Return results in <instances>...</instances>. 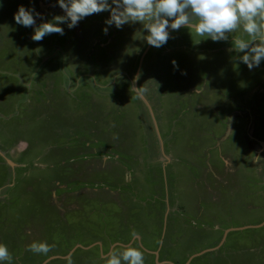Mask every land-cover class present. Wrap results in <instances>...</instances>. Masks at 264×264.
Returning a JSON list of instances; mask_svg holds the SVG:
<instances>
[{
	"label": "rangeland",
	"instance_id": "rangeland-1",
	"mask_svg": "<svg viewBox=\"0 0 264 264\" xmlns=\"http://www.w3.org/2000/svg\"><path fill=\"white\" fill-rule=\"evenodd\" d=\"M0 4V243L13 264H104L133 230L145 264H264V61L249 70L231 35L199 42L183 27L155 48L140 23L106 25L110 12L34 42L64 15L57 0ZM20 6L40 14L34 27L16 24Z\"/></svg>",
	"mask_w": 264,
	"mask_h": 264
},
{
	"label": "clouds",
	"instance_id": "clouds-1",
	"mask_svg": "<svg viewBox=\"0 0 264 264\" xmlns=\"http://www.w3.org/2000/svg\"><path fill=\"white\" fill-rule=\"evenodd\" d=\"M57 3L64 15L54 16L51 22L35 26V17L40 14L34 8L26 9L24 6L18 8L14 20L23 27L35 26L31 39L40 42L47 35H63L64 29L58 26L60 24H67L72 29L88 16L110 12L106 25L120 29L125 24L140 23L148 33L143 39L155 48L168 42L169 29L175 31L183 27L192 36L200 37L199 42L202 39L227 41L231 35L232 50L243 53L238 60L249 70L259 67L264 61V0H111V3L109 0H57ZM103 31L107 34L108 28ZM236 32L241 35L234 37L232 34ZM172 63L176 66L175 61ZM130 176L126 173L125 180ZM130 235L133 243L122 250L113 246L102 257L104 264H145L143 251L134 246L139 234L133 230ZM51 248L45 241H33L26 250L46 256ZM0 264H13V256L3 243H0Z\"/></svg>",
	"mask_w": 264,
	"mask_h": 264
}]
</instances>
